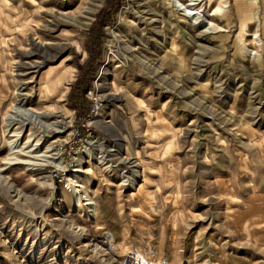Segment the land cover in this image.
<instances>
[{
	"label": "rangeland",
	"instance_id": "rangeland-1",
	"mask_svg": "<svg viewBox=\"0 0 264 264\" xmlns=\"http://www.w3.org/2000/svg\"><path fill=\"white\" fill-rule=\"evenodd\" d=\"M200 1L123 0L81 120L106 0H0V264H264V0Z\"/></svg>",
	"mask_w": 264,
	"mask_h": 264
},
{
	"label": "trees",
	"instance_id": "trees-1",
	"mask_svg": "<svg viewBox=\"0 0 264 264\" xmlns=\"http://www.w3.org/2000/svg\"><path fill=\"white\" fill-rule=\"evenodd\" d=\"M122 1L123 0H106L105 7L97 14L93 29L86 38L88 58L84 65L79 67V76L71 86L68 96L69 105L81 120L85 118L91 108V102L87 100L85 95L87 88L90 86L91 76L93 74L88 72V70L92 68L99 55L100 39L98 37V31L104 26L113 25L112 17Z\"/></svg>",
	"mask_w": 264,
	"mask_h": 264
},
{
	"label": "bare ground",
	"instance_id": "bare-ground-1",
	"mask_svg": "<svg viewBox=\"0 0 264 264\" xmlns=\"http://www.w3.org/2000/svg\"><path fill=\"white\" fill-rule=\"evenodd\" d=\"M192 3H189V5L188 6H197L201 1L200 0H190ZM192 13H186V15L187 16H190ZM43 54V53H42ZM59 76V75H58ZM54 82H55V80H54ZM47 93V92H46ZM18 104V103H17ZM13 114L14 115H12V117H11V119L13 120V119H15L16 120V118L19 116L21 119H26V120H24V121H21V120H19V119H17L18 121H20L21 123H22V125H24L25 124V121H30V122H32V123H34V124H36V125H39L40 127H43L44 128V130H47V129H49V127H52V125L50 124H46V123H44L43 122V119H42V117H45V113H36V112H34V111H32V109H30V108H22V109H19V107L18 108H16L15 109V111L13 112ZM45 114V115H44ZM11 124V122L10 123H8V125L6 126V128L8 129V127H9V125ZM9 130V129H8ZM15 133V132H14ZM14 133H12V134H10V136L11 137H18L19 135H15ZM30 141V140H29ZM32 141H35V144L33 145V147L34 146H37V144L40 142L39 140H34V138L33 139H31V142ZM29 147V145L27 146V148ZM23 148H24V146H23ZM22 147H20L18 144H17V142H11V143H9V149H10V151L12 152V153H14V154H12V155H15V153L17 154V153H19V152H22L21 150L23 149ZM31 150V149H30ZM45 153V152H44ZM50 158V157H49ZM10 161H15L16 163L19 161L17 158H16V155L15 156H13L11 159H9ZM21 162L22 161H20V164H21ZM26 162H28V161H26ZM25 162V163H26ZM23 163V162H22ZM29 163V162H28ZM27 163V164H28ZM15 164V163H14Z\"/></svg>",
	"mask_w": 264,
	"mask_h": 264
},
{
	"label": "built area",
	"instance_id": "built-area-1",
	"mask_svg": "<svg viewBox=\"0 0 264 264\" xmlns=\"http://www.w3.org/2000/svg\"><path fill=\"white\" fill-rule=\"evenodd\" d=\"M91 110V113H96L94 108L90 109Z\"/></svg>",
	"mask_w": 264,
	"mask_h": 264
}]
</instances>
